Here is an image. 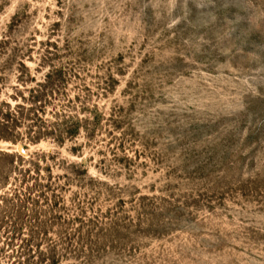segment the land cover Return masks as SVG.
Masks as SVG:
<instances>
[{"label":"rangeland","instance_id":"1","mask_svg":"<svg viewBox=\"0 0 264 264\" xmlns=\"http://www.w3.org/2000/svg\"><path fill=\"white\" fill-rule=\"evenodd\" d=\"M4 37L36 80L63 69L53 96L98 117L62 143L0 141L51 156L41 176L91 264H264V0H0ZM12 66L13 105V86L28 92Z\"/></svg>","mask_w":264,"mask_h":264},{"label":"trees","instance_id":"2","mask_svg":"<svg viewBox=\"0 0 264 264\" xmlns=\"http://www.w3.org/2000/svg\"><path fill=\"white\" fill-rule=\"evenodd\" d=\"M7 40H0V90L6 72L15 65L16 79L28 93L24 95L17 84L12 98L20 97L21 101L12 105L0 99V141L21 143L23 148L25 141L37 143L48 138L62 143L79 133L81 123L94 133L96 115L80 118L71 112L74 100L53 96L57 84L65 80L63 69L50 68L36 80L22 61L24 55L7 49ZM41 59L50 58L44 55ZM51 99L62 102L54 123L43 116ZM50 157L43 151L22 156L0 149V264H91L94 245L80 244V227L70 226L80 221L79 216L65 218L57 207L61 196L56 193L61 184L55 183L50 173L41 182L42 170H50ZM75 171L80 175V164ZM69 181L67 178L65 184Z\"/></svg>","mask_w":264,"mask_h":264}]
</instances>
